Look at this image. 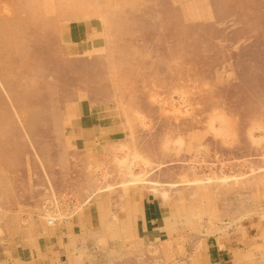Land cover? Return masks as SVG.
Instances as JSON below:
<instances>
[{
    "label": "rangeland",
    "instance_id": "1",
    "mask_svg": "<svg viewBox=\"0 0 264 264\" xmlns=\"http://www.w3.org/2000/svg\"><path fill=\"white\" fill-rule=\"evenodd\" d=\"M206 245L264 264V0H0V264Z\"/></svg>",
    "mask_w": 264,
    "mask_h": 264
},
{
    "label": "crops",
    "instance_id": "2",
    "mask_svg": "<svg viewBox=\"0 0 264 264\" xmlns=\"http://www.w3.org/2000/svg\"><path fill=\"white\" fill-rule=\"evenodd\" d=\"M140 207L136 208V214H138V221L140 224V230L145 231L147 233H152V235L158 234V229H160L162 224L160 225V221H163L164 213L165 211H161L160 206L157 201H155L151 197H144L141 199V202L139 203ZM132 208V206H131ZM128 216V215H127ZM65 228L67 226H64ZM63 227V228H64ZM145 233V234H147ZM68 236L70 240H74V236L71 233H68ZM147 236V235H146ZM61 248H57V252L60 254L61 251H70L68 245H63L65 243H62ZM64 246V247H63ZM213 246V247H212ZM225 254H228L225 251H222V249H219L217 246L214 245H206L205 250L203 251V254H201L202 260H200L201 264H231L229 262V254L225 257ZM68 258V257H67ZM53 261L50 264H59L61 262L60 257L58 256L56 260L53 258ZM68 264V261L67 263Z\"/></svg>",
    "mask_w": 264,
    "mask_h": 264
},
{
    "label": "bare ground",
    "instance_id": "3",
    "mask_svg": "<svg viewBox=\"0 0 264 264\" xmlns=\"http://www.w3.org/2000/svg\"><path fill=\"white\" fill-rule=\"evenodd\" d=\"M15 1V0H14ZM18 1V0H17ZM21 2V1H20ZM21 4V3H20ZM20 6H22V5H20ZM20 6H18L20 9H22ZM20 9H18V10H20ZM4 14V13H3ZM10 14V13H9ZM7 20V19H6ZM7 24V23H6ZM46 37V36H45ZM33 40V39H32ZM28 41V40H27ZM47 42V41H46ZM18 46V45H17ZM28 46V45H27ZM101 46V45H100Z\"/></svg>",
    "mask_w": 264,
    "mask_h": 264
}]
</instances>
